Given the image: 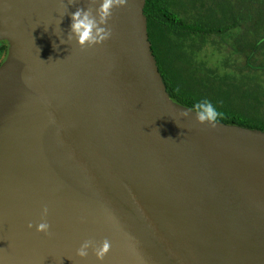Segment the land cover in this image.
<instances>
[{"label": "water", "instance_id": "water-1", "mask_svg": "<svg viewBox=\"0 0 264 264\" xmlns=\"http://www.w3.org/2000/svg\"><path fill=\"white\" fill-rule=\"evenodd\" d=\"M147 2L81 49L88 0H0V264H264V129L181 115ZM87 239L111 242L103 261Z\"/></svg>", "mask_w": 264, "mask_h": 264}, {"label": "trees", "instance_id": "trees-1", "mask_svg": "<svg viewBox=\"0 0 264 264\" xmlns=\"http://www.w3.org/2000/svg\"><path fill=\"white\" fill-rule=\"evenodd\" d=\"M146 14L153 49L173 97L193 108L195 102L209 100L224 113L218 121L264 129V83L259 85L263 90H255L244 103L246 91L228 89L225 74L218 81V67L210 69L218 70L213 83L203 81L188 49L210 40L223 43L230 48L225 70L232 82L242 76L264 78L261 0H148ZM252 73L256 75L246 76Z\"/></svg>", "mask_w": 264, "mask_h": 264}, {"label": "clouds", "instance_id": "clouds-1", "mask_svg": "<svg viewBox=\"0 0 264 264\" xmlns=\"http://www.w3.org/2000/svg\"><path fill=\"white\" fill-rule=\"evenodd\" d=\"M60 3L66 9L65 16L69 14L68 4L75 5L77 0H68V4L65 3V0H60ZM97 3L98 0H88L86 10L80 7L74 13H71L72 23L67 35V41L77 40L81 49L92 48L96 45L103 44L112 37L109 20L113 16V10L118 7H126L129 4V0H100L99 6L96 7ZM61 22L62 19L60 20ZM60 43L66 44V41L60 40ZM54 47L58 48V45L54 44ZM191 112L196 113V120L199 123H208L213 128L216 127L218 119L224 115L209 100L195 102L194 110L184 111L181 115L188 117ZM47 215L48 208L45 206L42 221L38 225H35V227L38 232L51 235V225L46 220ZM28 227L32 228L34 225L30 223ZM111 247V242L108 239H104L100 244H97L93 239H87L77 250V255L81 258H86L89 256V249H91L97 259L103 261L111 250Z\"/></svg>", "mask_w": 264, "mask_h": 264}, {"label": "rangeland", "instance_id": "rangeland-1", "mask_svg": "<svg viewBox=\"0 0 264 264\" xmlns=\"http://www.w3.org/2000/svg\"><path fill=\"white\" fill-rule=\"evenodd\" d=\"M261 1L264 3V0ZM229 41L235 42L231 39ZM188 49L191 53L190 60L194 61L195 64L193 68L197 70L198 76L203 81L213 83L216 76L215 72L218 73V70L210 72V69L218 67L220 69L219 73L216 76L218 81L220 78L222 79V75L225 74V78L227 79L225 80V82H227L229 85L228 89H232L233 92L237 91L238 88L240 91H246L244 96H241L244 97V103L248 97L256 95L257 92L255 90H263V88L259 86L260 83H264V78L261 76V74L254 79L242 76L239 82L238 80L232 82L234 81V78L228 75L225 70V60L227 59V56L229 54L228 51H230V48L227 45L223 43H221V45L215 44L210 40L203 43H198L196 45L193 44ZM262 56L264 57L263 54ZM254 75H256V73H252L246 76L252 77Z\"/></svg>", "mask_w": 264, "mask_h": 264}, {"label": "flooded vegetation", "instance_id": "flooded-vegetation-1", "mask_svg": "<svg viewBox=\"0 0 264 264\" xmlns=\"http://www.w3.org/2000/svg\"><path fill=\"white\" fill-rule=\"evenodd\" d=\"M7 52H8V45L2 44L0 46V65L3 63L4 59L6 58Z\"/></svg>", "mask_w": 264, "mask_h": 264}]
</instances>
